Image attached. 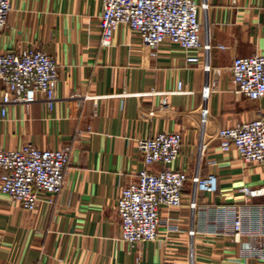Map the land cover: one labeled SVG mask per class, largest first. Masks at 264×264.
Instances as JSON below:
<instances>
[{
	"label": "crops",
	"instance_id": "0c3cea01",
	"mask_svg": "<svg viewBox=\"0 0 264 264\" xmlns=\"http://www.w3.org/2000/svg\"><path fill=\"white\" fill-rule=\"evenodd\" d=\"M203 48L198 64L169 41L142 46L126 25L103 46L101 0H15L0 52L34 47L58 66L55 103L10 105L2 115L0 149L25 144L67 148L61 192L32 213L0 193V264H264L248 251L264 232V197L250 208L239 189L264 186V164H245L222 152L220 128L264 115L231 81L235 57L264 53V0H196ZM178 132L182 146L173 167L190 177L176 210L162 208L156 242L119 240L115 212L121 189L144 163L137 140ZM214 175L216 192L197 179ZM236 214L243 232L230 230ZM178 233L165 235L166 225ZM264 244V241H263ZM264 251V249H263Z\"/></svg>",
	"mask_w": 264,
	"mask_h": 264
},
{
	"label": "built area",
	"instance_id": "2783aa9c",
	"mask_svg": "<svg viewBox=\"0 0 264 264\" xmlns=\"http://www.w3.org/2000/svg\"><path fill=\"white\" fill-rule=\"evenodd\" d=\"M14 1L0 0V34L6 28ZM101 7L99 31L103 46L110 45L118 26L126 25L139 35L142 46L156 49L169 41L185 53L188 64L199 63L203 45L196 0H101ZM230 69L238 93L252 101L264 98V53L235 57ZM57 78L55 59L40 49L0 52L2 115L10 105L29 106L37 101L52 108ZM216 139L222 152L233 149L241 162L264 164V115L220 128ZM136 144L144 169L121 189L115 207L119 240L130 245L158 240V230L164 225L162 208L178 209L190 181L187 173L173 167L182 146L180 133L161 132L152 138L138 139ZM68 163L67 148L39 149L25 144L13 150L0 149V193L32 213L45 197L52 203V197L61 192ZM197 187L204 193L216 192V177H200ZM239 193L243 204L250 208L253 199L264 197V186L242 187ZM255 211L259 215L264 209ZM179 231L177 225L168 224L165 235ZM228 231L239 239L243 232L241 214H236L232 228L225 232ZM253 236L256 244L248 256L264 260V232L256 231Z\"/></svg>",
	"mask_w": 264,
	"mask_h": 264
}]
</instances>
